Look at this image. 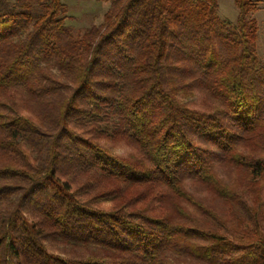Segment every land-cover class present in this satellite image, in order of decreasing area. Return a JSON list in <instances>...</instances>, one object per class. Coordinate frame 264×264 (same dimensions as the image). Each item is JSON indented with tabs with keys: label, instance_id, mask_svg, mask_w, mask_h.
<instances>
[{
	"label": "trees",
	"instance_id": "trees-1",
	"mask_svg": "<svg viewBox=\"0 0 264 264\" xmlns=\"http://www.w3.org/2000/svg\"><path fill=\"white\" fill-rule=\"evenodd\" d=\"M0 0V264H264L256 0Z\"/></svg>",
	"mask_w": 264,
	"mask_h": 264
},
{
	"label": "rangeland",
	"instance_id": "rangeland-1",
	"mask_svg": "<svg viewBox=\"0 0 264 264\" xmlns=\"http://www.w3.org/2000/svg\"><path fill=\"white\" fill-rule=\"evenodd\" d=\"M258 9L252 13L257 19L258 54L264 64V0H256ZM67 6L66 25L72 30H80L91 25H99L104 21V14L109 8V3L98 0H63ZM218 14L222 19L236 23L238 8L235 0H218Z\"/></svg>",
	"mask_w": 264,
	"mask_h": 264
}]
</instances>
